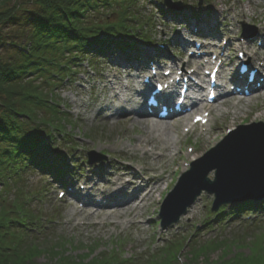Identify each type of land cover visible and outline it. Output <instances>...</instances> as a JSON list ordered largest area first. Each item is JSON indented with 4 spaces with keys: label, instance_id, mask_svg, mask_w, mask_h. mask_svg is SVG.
I'll use <instances>...</instances> for the list:
<instances>
[{
    "label": "trees",
    "instance_id": "16d2710c",
    "mask_svg": "<svg viewBox=\"0 0 264 264\" xmlns=\"http://www.w3.org/2000/svg\"><path fill=\"white\" fill-rule=\"evenodd\" d=\"M140 6V0H0V264H33L42 250L54 259L60 257V245L45 247L49 235L41 239L20 228L36 217L21 201L23 185L14 171L24 164L26 154L20 150L26 146L31 151L43 132L59 133L72 124L71 116L49 105L60 100L54 91L61 81L52 73L65 76L61 66L73 64V57L84 54V45L102 33L108 37L127 33L132 18L138 19L133 10ZM15 207L21 210L16 212ZM249 232L255 233H243L237 241L220 238L208 243L190 234L153 254L123 259L116 249L89 264H180L181 257L186 260L181 264H264V239L260 244L256 240L263 234L254 235L250 255L226 257L232 243L246 245ZM221 251L224 257L211 263L210 255ZM68 261L64 264H81Z\"/></svg>",
    "mask_w": 264,
    "mask_h": 264
},
{
    "label": "rangeland",
    "instance_id": "374dc122",
    "mask_svg": "<svg viewBox=\"0 0 264 264\" xmlns=\"http://www.w3.org/2000/svg\"><path fill=\"white\" fill-rule=\"evenodd\" d=\"M238 1H240L244 7H248L250 18L252 21L254 20V23L247 21L245 17L239 16L238 22H248L250 27L264 26V0ZM150 2L155 7L160 9H164L166 7L162 5V0H150ZM188 2H190V4L201 2L202 6L205 7L207 6V2H209L208 6L211 8V13H218L221 17L222 15L226 16L227 14L228 17L234 16L232 9L236 2L231 0H189ZM253 3L255 4L253 5ZM238 6L239 5H237L236 8H238ZM146 9L147 7L145 8V11ZM154 18L155 25L158 26L156 30L154 29V32L158 31V34L160 35L156 38V41H165L167 38L165 37V31H167V34H170L169 31L172 29H176L180 31V33L182 32L180 28L181 25L178 21L174 23L170 22V26L168 27L162 26L163 21L160 14L156 13ZM229 21L231 22L232 18ZM234 24L235 23L232 22V25ZM229 28H231V26ZM170 38L171 41L172 37ZM81 72L84 73V75L76 78V84H73L71 87H64L61 90L59 88V90L54 91L55 94L61 95L60 100H57V102L61 103L63 101L70 109L72 126L67 127V131L69 130L68 134H71L74 137L75 142H77L75 143V154L81 155V157L84 158L87 156L88 152H91L93 153L92 160L96 162L95 166H93L94 168L89 165L82 164L83 171L81 173L79 172V175H82L81 178L83 179V176L96 178L98 175V177L100 176L103 179V176H105L108 172L106 171L108 165L109 170L113 169L114 172L119 168V166L121 168H126L130 165L133 167L136 174H138L137 171H140L141 173L147 172L148 175H150L149 178L159 176L162 172H164L167 182L165 181V187L163 184H160L159 193H156L152 200L144 203V205L135 212H133V210H128L125 213L118 212L115 214V211L112 212L110 210H106V212L102 213L104 214L103 216L97 215L94 216V218H87V214H82L75 207H72L65 201L62 203L57 202L56 197L58 195V191H55V187L51 186L48 189L49 192L47 194V198L45 197L43 200L41 209L44 214H51V217H54L57 222L52 225V227H49L48 225V227L44 229L46 234L40 238L42 239L46 235H49L50 237L45 242V247L48 249L51 244L60 245L57 249H61L62 252L60 251V257L54 259L49 256L50 254L48 252L42 250V254L32 260L33 264H61V262L64 264L69 262L68 260L81 264H89L91 261L98 258V256L103 252L109 254L112 250L116 249L121 251L123 259H129L130 255H144L149 250L151 251L161 247L162 241L158 240L155 242L160 235L159 225L158 223L156 224L155 221L157 220V214L161 206L160 203L174 188L177 179L181 176V172H184L181 167L179 168L178 160H175L177 155L181 154L185 156L188 145H192L197 147L196 152L198 154L197 156H192L193 158H189L188 161L191 162L197 158L199 159L203 157L212 147H214L215 143L219 142L220 139L222 140L226 130L229 127H233V125H231L232 123L235 125V135L233 134L229 139L239 137V132H242L241 135H246L258 131L260 127L254 125L252 123L254 122L252 120L253 118L249 117L250 113L257 115L255 112L256 107H260V113L261 115L263 114L264 117V97H262L264 94H260V98L252 100L250 104L247 102H242V104H240V107L238 108L239 110H237L238 113L235 116L237 118L235 121L234 117H230L229 115H225L221 119H217V111H214L215 119L213 120L211 127H213V131L218 128H221L222 131L219 133V136L213 140L215 141L213 144L209 145V143L206 144V142L210 139H214L216 134L200 136L198 134L199 131H196L191 136H185L182 133V129L178 127L176 133L172 134L171 139L174 145H171L172 148L169 154L165 149H163L162 144L159 143V140H161L159 138L162 132H155L153 134V137L155 136V138L153 139L158 142L156 146L158 150H156L155 155L147 159V156L143 158L141 153L142 151L145 152V150H138L139 141L144 139L145 135L147 137V134L143 129L144 126L139 123L134 124L133 120L136 118L133 116L128 119L126 116L115 119L106 117L105 114L97 116L103 111L102 107L104 101L101 93L102 86L96 84L95 86L99 87L98 92H89L88 89L92 86L91 82L93 75L86 64L83 66ZM88 73L91 74L88 75ZM87 81H89L91 85H89V82ZM81 83L87 84V90L83 91ZM258 96L259 95H257V97ZM232 103L233 102L230 101L226 103L227 105L223 104L222 106L218 103L216 107H218L219 110H226V112H229L230 110L227 109H230ZM247 118L249 119L247 120ZM245 123H249L247 124V129L249 128L251 130L249 133L243 134V129L246 128H241L242 126L240 124L245 126ZM95 131L98 132L94 134ZM59 146L61 147L62 145L60 144ZM144 146H146V144ZM146 149H151V146H147ZM68 152H70V150ZM159 152H162L165 155V158L162 163H155L154 159L157 158ZM77 161L79 162V159H77ZM183 161L184 160L181 162ZM153 166L156 167L155 171L152 169ZM148 168L152 171H147ZM169 169L171 171H169ZM99 170H102L101 174L98 172ZM209 177L213 178V175L210 174ZM44 181L45 180H42L39 176L32 175L30 177V181L28 182V187L32 190H37L40 187L43 188L45 185ZM202 196L204 197L205 202L197 204L195 209L191 210L189 214L182 218V231L198 226L201 233L198 234V239L196 240H201V243H208L213 239L220 238L237 241L236 239H238V237H242L243 233H248V231L252 230L255 233L249 232V234H247L245 246L239 248L236 246L237 243H232L230 245L232 246L230 249L231 252L227 254L225 253L227 255L226 257L229 258L234 257L238 253H242L247 256L250 255L251 246L252 244H255L254 242L252 243L254 235H264V228H261L258 232H256V228L253 227H257L259 225H261L260 227H264L263 224L257 223L254 226H251L252 224L234 222L228 226L223 225V229H217L214 231L206 229L208 224L201 228L200 225L205 224L209 217L207 213L210 212L211 204L213 202V199L206 198L205 194ZM9 199L14 201L11 197H8V200ZM35 199L40 202V197L35 196ZM204 206H206V208ZM111 213L114 216L108 217V215H112ZM141 220V226L131 227L132 224L136 223V221L140 222ZM80 223H85L86 225L82 227L78 226ZM95 223H100V225L98 226ZM262 223H264V220ZM249 226H251L252 229L246 230L245 227ZM204 229L206 230L205 232ZM261 239L263 241L264 238L259 236L258 239H256L259 244L262 242ZM188 250L189 248L185 249V253ZM223 253L224 252L221 251L210 255L209 261L211 263H217L220 259H222V257H224ZM182 262H186L184 257H181L180 259V264Z\"/></svg>",
    "mask_w": 264,
    "mask_h": 264
},
{
    "label": "bare ground",
    "instance_id": "6f19581e",
    "mask_svg": "<svg viewBox=\"0 0 264 264\" xmlns=\"http://www.w3.org/2000/svg\"><path fill=\"white\" fill-rule=\"evenodd\" d=\"M244 15H246V13ZM218 18L219 17L217 15L215 17H212L211 20L207 21L206 28H209L207 31H210V27L213 24H215L216 22H218ZM119 83H121L120 80H119ZM115 86H120V85L116 84ZM119 90L121 91L119 93L120 94L119 97L123 98V100H125L128 103L127 105L132 106L134 104V100L132 99L134 95L133 96L129 95L128 97H126L127 95H125V94H126L127 91L122 90V88H119ZM123 95H124V97H123ZM262 97H264V96H262ZM111 102H112L111 103V106H112L111 111H113L115 113H118V112H116L118 110L124 111V110L121 109L122 107L117 104L116 97H115V99H112ZM246 102L247 103L251 102V100H247ZM220 106H222V103H221ZM214 110L220 111L218 109V107H216V109H214ZM221 111H223V110H221ZM255 112L257 113V115H253V113H250V115H249V117L253 118L252 119L253 121H259V120H262L264 118L263 114L261 115V113H260V107H256V111ZM110 113L114 115V113H112V112H110ZM126 113H128V114L125 115ZM126 113L124 114V116H126L127 119L129 117H131V115H130L132 113L131 111H126ZM236 119L237 118L234 117V121ZM133 122H134V124L139 123L142 126H144L143 129L145 130V132L147 134V137L145 135V138L140 140L139 143H138L139 144L138 145V147H139L138 150H140V151H142L143 149L145 150L144 157L147 156V159H149L150 157L155 155L156 150H158L157 147H156L158 142L154 141L155 139H153V138H155V136L153 137V134L155 132H159V133L162 132L161 135H160V138H159V139H161V140H159V143L162 144L163 149H165L166 152L170 154V150L172 148L171 145H174V143L172 142L171 137H172L173 133H176L177 128L178 127L180 128L179 125L175 124V122H173V123H170V122H168V123L167 122H160V123L159 122H154L153 123L152 122L151 123V121L145 120V119H135V120H133ZM184 122H185V126H186L185 128L192 126V125H190L188 123L187 118L184 119ZM231 125H233V128H234V126H235L234 123H232ZM221 131H222L221 128H218L217 130H215L213 132V134H216L215 138L214 139H210L209 140L210 142L207 141L206 144H208V143H209V145L213 144L215 142L213 140H215L219 136V133ZM156 138H158V137H156ZM145 144H146V146H144ZM117 145H119V144H117ZM149 145L151 146V149H146L147 146H149ZM164 158H165L164 154H158L157 158L154 159V162L155 163L156 162L157 163H162ZM126 169L127 168L122 169V171L125 172V173L122 172L123 174H121L117 170H116V172H113V169H110V175L108 176V174H106L105 176H103L104 177L103 179L107 178L106 181L108 182L107 186H106V188L108 189V191H107L108 194H104V195L108 196L107 199L112 198L111 202L115 203L116 202L115 201L116 197H114L112 194H118V193L121 194V193H123L125 195V199L127 200V204H125L124 207L121 208V211L123 213L127 212L128 210H133V212L137 211L138 210L137 207L140 208V207H142L144 205L143 202L146 203L147 201L152 200V198H154V195L156 193H159V188H160L159 185L160 184H163V186L165 187L166 182H167L166 181V177L164 176V174H165L164 172H162L161 175L155 176V177L153 176V178L151 177L152 179H150L149 178L150 175H148L147 172L141 173V175H140V173L136 174L131 169H127V170ZM152 169L155 171L156 167L153 166ZM147 171H152V170H150L148 168ZM169 171H171V170L169 169ZM125 180H129V182L125 183ZM111 181H112V184H111ZM143 182H145V183L142 185L143 187L141 189V188H139L140 187L139 184L143 183ZM111 185L113 187H111ZM96 186H97V184H93L92 185L93 189H95ZM139 192H140V194H139ZM142 193L145 194L143 199L141 197H139V195H141ZM96 196H98L97 193H96ZM134 199L135 200L137 199L139 201V203L137 204L134 201ZM131 201H134V202H131ZM141 203H143V204H141ZM115 214H117V213H115Z\"/></svg>",
    "mask_w": 264,
    "mask_h": 264
},
{
    "label": "water",
    "instance_id": "95a60500",
    "mask_svg": "<svg viewBox=\"0 0 264 264\" xmlns=\"http://www.w3.org/2000/svg\"><path fill=\"white\" fill-rule=\"evenodd\" d=\"M226 164H230L231 171L226 166L224 172L219 175L217 183H220L212 188V191L217 193L222 201L232 200L237 196L258 197L264 194V144L256 147H247L246 154L239 158L235 156L229 157ZM229 170V171H228ZM235 180V181H231ZM200 187L199 192L206 186L207 182ZM215 183V184H217ZM210 189V188H209ZM224 191L228 194H225ZM194 195V197H196ZM184 198V197H181ZM184 199L179 200L173 210H181L176 219L186 211L189 204H182ZM178 205V206H177Z\"/></svg>",
    "mask_w": 264,
    "mask_h": 264
}]
</instances>
